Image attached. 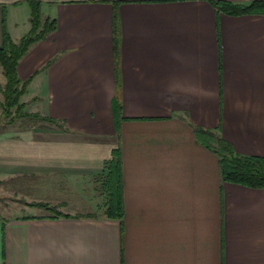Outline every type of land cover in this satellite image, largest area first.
Returning <instances> with one entry per match:
<instances>
[{
    "label": "crops",
    "instance_id": "0c3cea01",
    "mask_svg": "<svg viewBox=\"0 0 264 264\" xmlns=\"http://www.w3.org/2000/svg\"><path fill=\"white\" fill-rule=\"evenodd\" d=\"M40 1L58 26L18 73L40 70L22 101L55 121L0 132V180L69 216L0 212V264H264V188L225 181L197 135L264 156V15L215 5L253 0ZM30 13L0 0V48ZM115 150L122 218L105 214Z\"/></svg>",
    "mask_w": 264,
    "mask_h": 264
},
{
    "label": "trees",
    "instance_id": "16d2710c",
    "mask_svg": "<svg viewBox=\"0 0 264 264\" xmlns=\"http://www.w3.org/2000/svg\"><path fill=\"white\" fill-rule=\"evenodd\" d=\"M30 6L31 28L18 42H15L6 29L4 22V44L0 48V64L6 77V83L2 88L4 100L0 103L6 118H10L8 123H14L18 116L44 119L54 122L52 118L41 116L38 113H22L26 106L21 101L27 93L28 86L36 71L28 79L23 80L18 73L20 60L29 49L37 42L44 40L48 35L57 29L56 18L44 16L42 12V2L40 0H26ZM217 9L229 14H263L264 0H253L249 4H234L230 2H216ZM5 21V19H4ZM49 61L42 69L49 65ZM14 113H17L16 115ZM5 117V116H4ZM197 135L205 145L214 150L220 158V166L225 181L245 185L252 188H264V156H247L238 153L233 145L212 130L197 128ZM109 172L105 178L104 185L108 193L105 214L108 217H123V187H122V167L119 151L115 150L114 159L108 166ZM31 205L44 207L51 210L55 215L69 216L57 210L56 206H51L44 202H34ZM92 216L93 214H88ZM77 217L83 215H75Z\"/></svg>",
    "mask_w": 264,
    "mask_h": 264
},
{
    "label": "rangeland",
    "instance_id": "374dc122",
    "mask_svg": "<svg viewBox=\"0 0 264 264\" xmlns=\"http://www.w3.org/2000/svg\"><path fill=\"white\" fill-rule=\"evenodd\" d=\"M3 80H5V76L0 75V103L4 100V96L2 94V88H3L2 86L4 84ZM22 113L24 114V113H34V112H32L31 108L26 104V106L22 110ZM35 113H38L39 115L43 116L42 114H40V112H35ZM14 114L16 115L17 113H14ZM9 120L10 118H6V115H4V110L0 104V132H4L7 130L15 132V131H21L25 129H33V128L39 127L41 124H44V123L47 124L46 120L44 119H39V118L35 119V118L24 117L20 115L18 116L17 120H15L14 123L12 124L8 123ZM6 183L8 182L0 180V212L1 213L3 212H6V213L13 212L14 213L17 206H21L20 203L22 202H24L26 205H29V204L31 205L32 203H34V202H28L24 200L23 197H20L19 194L17 195L15 193V186L8 187ZM57 210L59 209L57 208ZM49 211L54 213L51 210Z\"/></svg>",
    "mask_w": 264,
    "mask_h": 264
}]
</instances>
